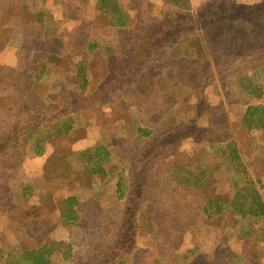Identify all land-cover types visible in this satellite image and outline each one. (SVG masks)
Wrapping results in <instances>:
<instances>
[{"label":"rangeland","instance_id":"374dc122","mask_svg":"<svg viewBox=\"0 0 264 264\" xmlns=\"http://www.w3.org/2000/svg\"><path fill=\"white\" fill-rule=\"evenodd\" d=\"M189 1L216 18L176 29L143 72L129 62L135 38L177 15L165 0H116L124 29L107 25L97 0H0V264L39 248L48 264H94L112 246L113 264H264V215L205 211L207 200H231L234 184L264 198V128L243 123L248 106L264 107L263 60L251 54L264 47V0H166ZM233 2L226 21L217 7ZM121 69L139 77L94 99ZM63 114L71 129L55 135ZM103 145L97 177L87 157ZM147 160L137 218L116 214L130 163Z\"/></svg>","mask_w":264,"mask_h":264},{"label":"trees","instance_id":"16d2710c","mask_svg":"<svg viewBox=\"0 0 264 264\" xmlns=\"http://www.w3.org/2000/svg\"><path fill=\"white\" fill-rule=\"evenodd\" d=\"M96 3L98 6L97 7L98 11L101 14L105 15V17L107 18L108 26L118 29L129 28V26L131 25L130 17L127 15L126 11L119 6L116 0H97ZM192 4L193 2L191 1L190 3L189 1L188 3H186V5L183 6H179L177 4H174L172 6V4L169 5L165 0L164 7L172 8V10H174L177 15L172 16L170 18L163 17L162 19H160L161 21L159 20V22H157L156 28L155 27L148 28L147 31H145L146 34L143 35L142 33H139L138 34L140 35L139 37H136L138 36L136 35L135 41L138 38L140 45L139 53L134 58L130 59L129 62L135 64L134 66L141 65V63H144L142 71L146 72L149 68V65L152 62L156 61L157 57H160V55L163 53L164 50H166L167 47H169V49L171 50L173 45L176 44L175 43L176 40L174 41L175 38L174 32H176V29L183 28L184 27L183 24L185 23L189 24L190 22L194 26L198 27L202 22L205 21L204 15L206 18H209L210 20L216 18L214 15L215 9L213 8V6L208 12L206 11L204 12V9L202 7L205 4L204 1L200 2L196 6ZM229 5L230 7H227L226 11L223 10L221 7H217L216 10L217 12H219L220 10L225 12V16H227L225 17L227 18L226 21L229 20L228 14L231 11V9H235V8L238 9L237 7L239 6V4H236L234 2ZM242 6L245 7L242 8L243 11L244 10L250 11L251 9L253 10V8L248 4H243ZM190 8L192 10L193 8H197V9L200 8V9L198 10V15L196 14V16H193V18L190 19V21H187L185 17L186 14H188L189 10H191ZM262 12L263 9H260L261 15ZM165 31H168V33L163 34V32ZM180 45H182V43H180ZM93 48H94V44L93 43L89 44V49L92 50ZM187 53H189V51L185 49L181 55H187ZM251 54L252 56L255 57L260 56L261 60L263 61L261 62L255 61L254 63L260 65L261 68L264 69V47L263 46L253 47ZM251 61L252 60L250 59V62ZM254 63L252 62L253 65ZM252 64L250 65L251 70L253 68ZM117 72L118 73L115 76H113L111 79L109 78L110 80H108V82H104L103 86L92 94L94 99L95 96L97 95L104 96V99H110L112 97L111 94L114 92V90L117 91L118 94L124 93V89H125L124 80H130V83L134 82V79L138 78L140 74V72L138 71L139 73L137 74V76H135L134 73L125 72V71L123 72L122 69L121 71H117ZM80 75L82 76V84L77 89L83 90L87 84V79L85 73L83 74L81 69L79 72V76ZM75 104L76 102L73 105L75 106ZM68 116L69 115H64L62 121L58 122L59 126L54 125V127H52V130L55 135H63V134L65 135L68 133V131H70L71 129V125L69 122L70 119L65 120ZM243 121H244L243 123L248 128L250 126H254L256 128H264V107L248 106L244 113ZM39 128L40 127L37 126L35 129L30 130V132H28V136H31L33 133L38 131ZM140 134L146 135L147 133L141 132ZM107 150H108L107 147L104 145L101 147H97L94 153L90 154L87 157L88 161L92 162V165L95 166L96 168L95 173H97V177H104V175L106 174L105 169H103L104 167L101 164H103L104 162H108L107 161L108 154L106 153ZM150 161L151 160L142 161L141 163L134 161L133 163L132 162L130 163L127 170L128 171L127 178L129 180L128 189L126 188L127 195L124 201L120 203V205L117 208L109 209V212H107V214L113 212L114 209V212H116V214H119V212L122 211L125 218L126 217L129 218L130 216L133 217V219L135 218V216L137 218L136 209L138 205H141L143 198L144 184L142 180H145L152 172V169L149 168ZM140 170L141 173L139 174ZM140 181H141V185L139 187L137 183ZM234 188H235V193L233 194L231 200L229 201L221 200L219 202L213 201L211 199L207 200V206H205V211L206 212L210 211L214 215H219L221 212L225 210H230L241 217H244L247 214L253 217L264 215V205L260 201L258 195L256 194L257 191L254 187L245 184L237 188L234 184ZM69 211L71 215V220L72 221L76 220L77 218L76 212L70 209ZM134 221L135 220L132 221L133 224ZM125 230L126 227L125 225H123L121 231L124 232ZM111 231L112 230H110L109 233ZM117 249H118L117 246H112V248H110V250L106 254L108 256L101 258L100 262H96L94 264H113V260H114L112 258L113 255L119 253ZM122 254H125V252H123ZM13 264H48V263L45 254L43 252V249L39 248L36 250L23 252L16 258ZM119 264H123V263H119ZM153 264H159V263L153 262Z\"/></svg>","mask_w":264,"mask_h":264},{"label":"crops","instance_id":"0c3cea01","mask_svg":"<svg viewBox=\"0 0 264 264\" xmlns=\"http://www.w3.org/2000/svg\"><path fill=\"white\" fill-rule=\"evenodd\" d=\"M264 70V69H263ZM261 132H264V131H261ZM261 144H263V152H262V154H261V158L264 160V141H263V143H261ZM258 161H259V164H263L264 163V161H261L260 159H258ZM260 180V178H259V176H257L256 177V179H254V181L257 183H259V182H261V181H259ZM258 197H259V199H260V201L263 203V205H264V198H263V196L261 195V194H259L258 193Z\"/></svg>","mask_w":264,"mask_h":264}]
</instances>
